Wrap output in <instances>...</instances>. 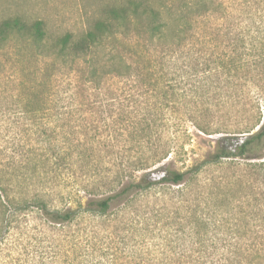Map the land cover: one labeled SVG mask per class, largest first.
Listing matches in <instances>:
<instances>
[{
    "label": "rangeland",
    "instance_id": "1",
    "mask_svg": "<svg viewBox=\"0 0 264 264\" xmlns=\"http://www.w3.org/2000/svg\"><path fill=\"white\" fill-rule=\"evenodd\" d=\"M125 1L0 0V21L14 16L29 23L41 20L50 39L65 32L79 35L108 6ZM147 1L175 13L180 0ZM206 3L209 13L191 26L189 39L178 49L175 42L156 44L145 33L140 36L144 23L131 25L139 47L150 49L148 60L158 75H107L93 91L82 83L85 64L68 66L41 57L34 43L16 36L7 41L0 50L1 145L29 150L36 158L44 151L71 148L70 159L59 154L46 186L53 205L75 207L78 201L106 195L143 175L138 160L152 159L156 149L167 155L150 165L148 179L157 182L151 188L113 201L104 215L78 213L56 234L46 227L43 233L32 221V232L16 241L21 245L12 247L15 241L9 238L13 252L1 251L0 264H7L8 257L15 258L12 264H177L189 234L214 243L216 250L201 251L219 257L234 250L224 241L249 237L243 229L264 222V138L242 156L210 161L217 147L234 151L233 142L264 123V0ZM168 27L175 34V20ZM118 40L108 41L105 49L115 45L127 51L126 40ZM130 56L127 52L134 63ZM164 93L169 104L156 111L160 119L148 144L120 134L121 109L148 108ZM88 99L94 108L78 106ZM45 128L50 137L44 139L40 130ZM68 131L70 146L64 139ZM77 144L86 157L77 155ZM167 169L187 171L184 182H160L157 177Z\"/></svg>",
    "mask_w": 264,
    "mask_h": 264
},
{
    "label": "trees",
    "instance_id": "2",
    "mask_svg": "<svg viewBox=\"0 0 264 264\" xmlns=\"http://www.w3.org/2000/svg\"><path fill=\"white\" fill-rule=\"evenodd\" d=\"M167 7L164 8L161 4L151 5L147 0H126L119 5L108 6L103 16L96 19L91 27L81 34L65 32L51 39L44 30L41 20L29 23L19 16L5 18L0 21V50L11 37L16 36L34 43L35 53L41 57L58 59L68 66L78 62L85 64L86 72L82 83L87 85L86 89L92 91L101 86L102 78L107 75L118 78L130 76L144 78L146 72L156 78L158 69L155 68L152 61L148 60L147 52H150V49L139 47L140 44L135 41L137 35H131L130 26L144 23V30L137 31L140 36L145 33L148 42L156 41V44L175 42V47L178 49L186 44V39H189L187 35H189L188 30L191 26L199 24L198 18L203 19L210 10L206 0H180L175 4V13L171 9L166 12ZM174 20L175 34H170L168 25ZM118 39L126 40L127 51L119 50L115 45L105 49L108 41H119ZM127 52L131 54L129 60L134 63L128 61ZM133 57L135 60L132 59ZM189 77L194 78L193 76ZM202 85L203 83L199 84V86ZM160 98L162 100L148 102L150 105L148 108L121 109L119 120L123 122V125L118 126L120 134L129 133L130 137L147 143L146 140L152 136L156 122L160 119L156 111L161 109L162 104L164 106L169 104L166 93ZM44 102L38 101L39 104ZM77 103L78 106L85 105L88 110L95 107V102L89 99L85 103L82 101ZM40 108H36V112ZM152 108L154 109L152 110ZM147 113H150L152 117H147ZM52 120L54 121V119ZM71 132L76 133V129L73 128ZM40 133L44 139L49 136L46 128L40 130ZM69 134L71 133L64 135L68 146L71 144ZM1 137L0 133V253L4 251L8 254L13 252V248H9L13 243L8 245L9 238L16 243L20 234L31 233L34 229L32 221L39 223L34 224V227H41L42 231H44L43 227L50 228L53 231L52 234H56L57 232L54 230H61L64 224L77 218L78 213L88 212L104 215L113 201L128 196L135 189L151 188L157 182L148 179L150 165L161 162L167 155V151L156 149L152 159L138 160L137 164L140 170H143V175L137 181L123 183L117 190L114 189L106 195L90 197L85 204L78 201L75 207H58L52 204V198H49L50 192L46 186L50 181L51 173L54 174L56 171L55 164L58 163L59 154L67 155L70 159L72 152H68L67 149L71 148L65 146L63 149L59 147L57 152L56 150L44 151L43 157L36 158L30 154L29 150L19 152L14 149L10 151L9 146L1 145ZM263 138L264 123L262 122L257 130L246 136L234 151L226 147H217V151L211 155L210 161H216L221 157L242 156L252 149L255 142H260ZM75 147L81 148V144H77ZM77 155L80 158L87 156L82 148L77 151ZM28 164L33 165V168ZM38 165H42L40 170L35 168ZM186 172L167 169L163 177L159 179L160 182L180 185L184 182ZM36 183L39 185L38 188L34 192L29 191V187ZM262 216H264V211L261 212ZM248 233H250L249 237L245 236L243 239L239 237L234 242H232L233 240L229 241L230 239L224 241L226 246L228 245L234 250L219 257L201 251H207L210 247L216 250L217 246L214 243L205 244L203 239H193V236L189 234L185 240L186 243H181V246L175 245V247L182 248L177 253L179 256L175 258V262L177 264H264V222L243 229V234ZM253 234L254 236L251 237ZM15 243L12 247L21 245L19 242L16 245ZM184 251L189 255H184ZM216 253L215 251L214 254ZM8 259L7 264L15 262L13 257H8Z\"/></svg>",
    "mask_w": 264,
    "mask_h": 264
},
{
    "label": "built area",
    "instance_id": "3",
    "mask_svg": "<svg viewBox=\"0 0 264 264\" xmlns=\"http://www.w3.org/2000/svg\"><path fill=\"white\" fill-rule=\"evenodd\" d=\"M245 138H246V134L241 135V137H239L235 142H233V144H232V145H234L233 148H235L236 146H239L244 141ZM229 148L232 149V147H229ZM163 175H164V172H161V175L158 176L157 178L159 179V178L163 177Z\"/></svg>",
    "mask_w": 264,
    "mask_h": 264
}]
</instances>
